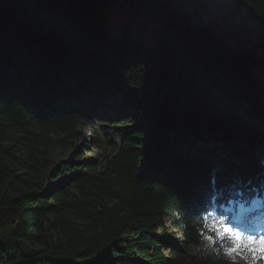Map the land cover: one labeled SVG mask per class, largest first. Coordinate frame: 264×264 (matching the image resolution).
Segmentation results:
<instances>
[{"label": "trees", "instance_id": "16d2710c", "mask_svg": "<svg viewBox=\"0 0 264 264\" xmlns=\"http://www.w3.org/2000/svg\"><path fill=\"white\" fill-rule=\"evenodd\" d=\"M115 1L131 8L0 0V264H248L201 233L218 201L264 179V0L235 1L259 23L240 49L173 0ZM94 121L121 141L105 169L81 151L56 163Z\"/></svg>", "mask_w": 264, "mask_h": 264}, {"label": "rangeland", "instance_id": "374dc122", "mask_svg": "<svg viewBox=\"0 0 264 264\" xmlns=\"http://www.w3.org/2000/svg\"><path fill=\"white\" fill-rule=\"evenodd\" d=\"M236 0H173L176 8L180 11L186 12L189 15L191 25H203L209 26L213 31L219 35L223 41L233 49L240 48H252L256 43V38L259 34L258 21L255 22L250 16V11L247 7L237 9L235 7ZM112 15L123 16L131 7H126L123 4L117 3L113 0ZM140 13L136 16L137 20H140L141 26H145L149 29H153L158 32V20L152 21L151 18ZM151 15V14H150ZM134 22V21H133ZM140 25L139 23H136ZM160 25V24H159ZM259 51L258 48H256ZM258 68V69H256ZM253 70L261 77L262 83H264V70H260L256 67ZM103 124V125H102ZM80 130L83 132V136L80 139H76L75 147L70 151L62 149V147H56L52 152V157L59 163L65 158H71L76 151L84 152V159L97 164V169L102 171L107 165V160L113 156L121 141L115 138L112 134V128L107 126V123L103 121H94L91 124H81ZM226 211V209H225ZM226 217L227 214H224ZM167 232L164 237L174 239L179 244L181 243L180 234L177 228L171 224L170 214H167L164 218ZM237 221V220H236ZM226 222L232 225L231 220L226 218ZM7 229V231H9ZM7 231H1V236L5 237V242L13 244H19L24 250L29 251L25 247V244L21 241L11 239L7 236ZM160 233L161 231L158 230ZM166 252V249H164Z\"/></svg>", "mask_w": 264, "mask_h": 264}, {"label": "snow or ice", "instance_id": "6c2138e0", "mask_svg": "<svg viewBox=\"0 0 264 264\" xmlns=\"http://www.w3.org/2000/svg\"><path fill=\"white\" fill-rule=\"evenodd\" d=\"M203 227L202 238L209 246L219 245L214 250H222L227 259L239 258L248 264L264 261V231L254 234L247 228L230 225L224 215H217L215 211L203 217Z\"/></svg>", "mask_w": 264, "mask_h": 264}, {"label": "crops", "instance_id": "0c3cea01", "mask_svg": "<svg viewBox=\"0 0 264 264\" xmlns=\"http://www.w3.org/2000/svg\"><path fill=\"white\" fill-rule=\"evenodd\" d=\"M247 8H248V10L250 11V14H251V7L250 6H247ZM251 16V15H250ZM252 17V16H251ZM252 19L255 21L256 19H254L253 17H252ZM255 22H257V20L255 21Z\"/></svg>", "mask_w": 264, "mask_h": 264}, {"label": "bare ground", "instance_id": "6f19581e", "mask_svg": "<svg viewBox=\"0 0 264 264\" xmlns=\"http://www.w3.org/2000/svg\"><path fill=\"white\" fill-rule=\"evenodd\" d=\"M238 221H239L241 224H244V222H241L242 220H237L236 222L238 223Z\"/></svg>", "mask_w": 264, "mask_h": 264}, {"label": "water", "instance_id": "95a60500", "mask_svg": "<svg viewBox=\"0 0 264 264\" xmlns=\"http://www.w3.org/2000/svg\"><path fill=\"white\" fill-rule=\"evenodd\" d=\"M258 29H259V24H258ZM258 47H260V46H257V48H258ZM256 51H257V49H256Z\"/></svg>", "mask_w": 264, "mask_h": 264}]
</instances>
